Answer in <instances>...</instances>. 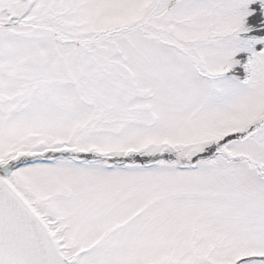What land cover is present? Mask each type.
Here are the masks:
<instances>
[{
    "label": "snow or ice",
    "instance_id": "obj_1",
    "mask_svg": "<svg viewBox=\"0 0 264 264\" xmlns=\"http://www.w3.org/2000/svg\"><path fill=\"white\" fill-rule=\"evenodd\" d=\"M0 264H264V0H0Z\"/></svg>",
    "mask_w": 264,
    "mask_h": 264
}]
</instances>
